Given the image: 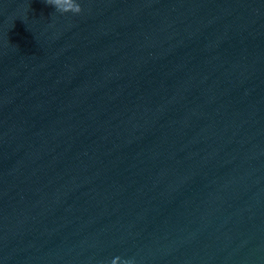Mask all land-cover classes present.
I'll return each instance as SVG.
<instances>
[{
  "label": "water",
  "instance_id": "1",
  "mask_svg": "<svg viewBox=\"0 0 264 264\" xmlns=\"http://www.w3.org/2000/svg\"><path fill=\"white\" fill-rule=\"evenodd\" d=\"M78 3L0 0V264H264V0Z\"/></svg>",
  "mask_w": 264,
  "mask_h": 264
},
{
  "label": "clouds",
  "instance_id": "2",
  "mask_svg": "<svg viewBox=\"0 0 264 264\" xmlns=\"http://www.w3.org/2000/svg\"><path fill=\"white\" fill-rule=\"evenodd\" d=\"M45 3L54 7L56 12L61 14L71 13L73 15L79 14L82 9L78 0H45ZM132 264L131 260H122L116 257L111 260L110 264Z\"/></svg>",
  "mask_w": 264,
  "mask_h": 264
}]
</instances>
